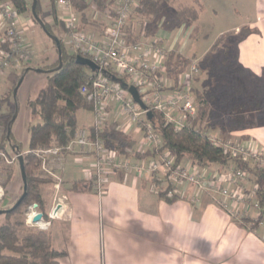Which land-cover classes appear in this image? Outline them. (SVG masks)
I'll use <instances>...</instances> for the list:
<instances>
[{
	"label": "crops",
	"instance_id": "crops-1",
	"mask_svg": "<svg viewBox=\"0 0 264 264\" xmlns=\"http://www.w3.org/2000/svg\"><path fill=\"white\" fill-rule=\"evenodd\" d=\"M197 2L200 4L199 0H193L182 5ZM246 3L243 6L246 5L248 20L223 28L215 38L204 31L202 9L195 29L200 28L203 37L213 44L223 34L238 33L244 26L258 29V33L246 36L239 44V64L253 75L261 76L264 74V0ZM42 5L44 12L51 14L49 1L45 0ZM56 11L57 17L63 19L65 10L57 4ZM25 14H22V21L27 34L32 22ZM179 28L183 29V26ZM4 30L5 25L0 22V35ZM171 43L174 46L176 40ZM210 49L208 47L206 52ZM56 59L57 54H53L52 63ZM14 72L15 68L7 69L0 79ZM33 73L35 71H30L25 77ZM118 108L111 102L105 127L125 132L134 143L131 148L136 152L154 151L155 156L143 161L157 158L158 152L144 144L141 127L126 124ZM81 110L76 113L78 129H89L93 126L94 114L92 110L80 113ZM18 117L19 108L12 131L15 139L27 150L29 131L23 144L24 126L17 123ZM234 133L243 136L241 141L254 140L264 148V116L258 122H248ZM130 157L133 161H140ZM52 158L56 162L51 165V173L60 178V187L57 190L58 179L42 186L46 213L58 197L67 196L65 216L53 220L50 231L52 246L67 252L59 264H264V233L235 222L218 206L217 195L201 192L192 185H182L177 188L175 200L169 202L159 195L165 187L160 175L143 177L121 170L109 173L105 192L99 195L91 180L92 154L77 148ZM205 169L214 173L221 168ZM254 214L252 210L250 216Z\"/></svg>",
	"mask_w": 264,
	"mask_h": 264
},
{
	"label": "built area",
	"instance_id": "built-area-1",
	"mask_svg": "<svg viewBox=\"0 0 264 264\" xmlns=\"http://www.w3.org/2000/svg\"><path fill=\"white\" fill-rule=\"evenodd\" d=\"M141 2L142 0H115L112 7L114 14L108 12L109 25L103 36L98 38L83 28L81 18L74 13L71 0H57V4L65 10L62 21L67 29L71 52L86 56L99 67L80 89L92 105L96 135L93 136L90 129L83 127L77 129L73 139L65 147L40 149L36 154L42 158L45 167L49 156L58 157L63 152H72L77 148L92 154L94 163L91 180L94 191L99 195L104 194L111 171L121 170L143 177L160 175L161 182L165 184L162 192H166L167 197H173L179 186L192 185L201 192L217 195L218 206L234 221L252 217L259 225H264V218H260L258 184L249 180L247 170L232 164L211 173L192 161L177 163L170 151L159 152L162 140L155 124L147 119L148 111L161 113L166 123L172 124L175 130L190 126L199 116L193 82L201 69L198 62H191L181 76V86L174 88L173 80L167 76L166 66L169 53L174 51L173 44L164 42L165 39L159 35L147 41H129L127 28L131 26L130 21ZM0 21L5 25V30L0 35L1 76L7 69H20L22 64L32 61L34 52L23 30L25 24L22 14L11 2L0 4ZM3 44L7 45L2 47ZM109 74L120 79L127 77L125 82L138 89L147 109L144 110L136 103L128 88L113 81ZM111 102L119 106L126 124L141 127L144 144L158 152L157 158L133 161L130 155L121 154L99 135L109 119L108 107ZM207 135L212 143L222 147L226 153L244 162L255 163L264 170V148L254 140L224 142L216 132ZM56 178L59 181L56 184L58 190L60 178ZM65 200L66 195L55 200L47 213L48 220L44 216L41 221L34 222L38 211L34 208L28 223L48 229L53 220L65 216ZM252 210L255 214L250 216Z\"/></svg>",
	"mask_w": 264,
	"mask_h": 264
},
{
	"label": "trees",
	"instance_id": "trees-1",
	"mask_svg": "<svg viewBox=\"0 0 264 264\" xmlns=\"http://www.w3.org/2000/svg\"><path fill=\"white\" fill-rule=\"evenodd\" d=\"M176 1L177 0H142L136 12L146 18L150 17L155 19L161 15L164 3H175ZM4 2H11L21 14L29 11L33 21L39 24L31 10L33 0L31 5L29 0H0V3ZM49 3L53 9L52 15L54 20L56 22L60 21L64 25V22L58 20L56 16L57 0H49ZM114 3L115 0H71L72 7L76 12L81 13L82 17H84L85 11L91 5H94L100 12H111V14H114L112 10ZM43 11L41 0H37L36 14L41 19ZM172 16L173 17L170 18V23L175 26H192L200 19L201 8L198 2L196 5H180L174 10ZM44 24L45 31L54 35L49 23L44 21ZM127 32L129 41L133 42L139 39V37L135 36L133 33L131 26L127 28ZM254 33H258V29L244 26L240 29L239 33L230 35L223 34L215 41L211 47V51L213 52L219 47L224 37L228 39L233 38L235 62L238 67L235 69L233 65L228 62L227 54L230 52L228 50L230 46L224 45L223 52L213 57L216 66L215 71L217 74L221 75H226V71H233L231 72L233 76H241L242 74L250 76L253 80V85L250 86V90H247V87H241L236 84L231 78L232 75H228L233 84L228 86L224 93L226 95L234 93L237 96H244L243 102L251 105L252 110L260 111L264 115V74L255 76L239 64V44L246 36ZM59 40L61 44L62 66L59 67V49L53 40L57 52L55 67L45 69L47 70L44 72V74L47 75L46 85L38 91L36 96L29 98L27 101L33 121L29 126L30 136L27 150L15 139L12 126L10 127L15 113L9 116L5 128L2 149H6L9 146L14 153L18 154V158L20 154L22 155L28 189L26 196L16 208L1 214L6 216L7 221L0 225V264H59L60 259L67 255L65 250H58L52 246V237L50 233L33 231L26 228V214L30 205L37 204L39 211L44 213V216H47L45 210L46 202L43 198L41 187H39V184L37 185V181H40V177L33 173L34 168H38V165H40V160L37 158L38 155L36 151L40 149H49L55 146L65 147L73 139L78 129L77 111L81 109L92 110L91 103L80 89L94 71L87 66L77 63L76 57L80 54L71 52L68 50L63 40L60 38ZM6 45L7 44H3L2 47ZM191 62L189 58L184 57L180 53H176L175 51L169 53L166 60L167 76L173 80L174 88H179L181 86V76ZM26 69V74L34 70V68L26 66L23 72H25ZM122 80L127 81V77H123ZM193 90L195 89L193 88ZM196 93L198 95L199 116L198 119L193 121L188 127L175 130L172 124L166 123L161 113L153 111V118L150 120L155 124L156 130L162 140L159 152L165 150L170 151L174 154L177 163L187 157V159L192 161L195 165L202 168L216 166L225 169L233 164L247 170L255 183L258 184L257 197L261 208L260 218H264V170L258 168L255 163L244 162L240 158L226 153L222 147L212 143L206 133L196 127L198 121L203 122L207 117L215 116L216 119L221 122L226 112L223 107L224 104L214 107L213 101H215V96L213 94H201L198 91H196ZM245 94H247V96H245ZM226 103L227 102H225V104ZM147 119L149 118L147 117ZM89 129L92 135L95 136L96 132L93 126ZM99 135L106 143L117 149L121 154L125 156L130 155L129 150L131 149L132 140L122 130L104 127ZM151 156H155L154 151H147L143 154L139 152L135 153V157L138 159H147ZM159 195L169 202L175 200V195L173 197H167L166 192L161 191ZM244 220L242 221L244 222ZM236 222L242 226H246L242 222ZM251 229L254 230L253 228Z\"/></svg>",
	"mask_w": 264,
	"mask_h": 264
},
{
	"label": "rangeland",
	"instance_id": "rangeland-1",
	"mask_svg": "<svg viewBox=\"0 0 264 264\" xmlns=\"http://www.w3.org/2000/svg\"><path fill=\"white\" fill-rule=\"evenodd\" d=\"M44 1L45 0H41V3ZM192 1L193 0H177L175 3H164L161 15L155 19L150 17L146 18L143 15L137 14L136 12L130 21L131 28L135 36H138L142 41L150 40L157 35L163 37L165 39L164 42L166 43L176 40V43L174 45V51L176 53H180L184 57L189 58L192 62L194 61L198 62L199 65L201 64V72L193 82V86L195 89L194 96L197 99L198 95L196 91L201 94L211 93L215 96V101H213L214 107L216 105L224 104L223 107L225 108L226 112L224 113L221 122L217 120L215 116L207 117V119H205V121L203 122L198 121L196 127L201 129L206 134H213L214 132L218 133V136L224 142L241 141L243 136L238 134L236 135L234 132H238L248 122H258V119H260L264 115L260 111L252 110L251 105L243 102L244 96H237L234 93H232L231 95H226L224 91L226 88H228V86L233 84L231 83V79L228 75H232V80L241 87H247V90H250V86L253 85V80L250 78V76L245 74H242L241 76H233V73H231L233 71H226V75L217 74L215 71L216 66L214 64L215 62L213 61V57L223 52L224 45L230 46L228 48L230 52L229 54H227L228 62L232 64L235 69L238 67L235 62L233 38L228 39L227 37H224L221 40L219 47H217L215 51L212 52L210 49L206 52L208 47H212L213 43H210L207 37H203V33H201L199 30L200 28L198 30L195 29L196 24L192 26L185 25L183 26V29H180L179 27L182 26H175L174 24L170 23V18L173 17L172 15L174 10L182 4H189ZM246 1L247 3L249 2V0H199L200 8L204 13H202L204 31H206L209 36H214L215 38V36L223 28L237 22L239 23L247 21L248 19L246 16L248 15V12L245 10L246 5L243 6ZM29 3L31 5L32 0H29ZM49 8L51 14L43 11V21L49 23L54 35L62 39L66 45H69V37L67 35V29L65 25H63L60 21L56 22L54 20V17L52 15L53 9L51 6ZM216 11L217 13H215ZM74 13L81 18L83 28L98 38L105 33V29L110 22L108 12L106 13L98 11L94 5H91L85 11L84 17H82L81 13L76 12L75 10ZM25 16L32 22V27L27 30L26 36L28 35L27 37H29L28 40L34 52V60L22 64V67L20 69L15 68V72L12 73V75L9 76L8 73L6 74L5 78L0 79L1 210L12 207L23 194V181L18 154L14 153L9 146L6 149H2L7 121L9 119V116L16 112L18 105L19 117L17 119V123H22V126H24L21 135L22 143L24 144L25 137L27 136L29 131V126L33 122L30 110L29 108H27V101L29 98L36 96L38 91L46 85L47 75L44 73L35 72L31 76L25 77L22 85L18 90L17 104L14 100V90L22 74L24 73L23 69L26 66H29L31 64L30 66L32 68H54L55 61L52 64V55L57 54L53 39L46 33L41 25L33 21L29 11L26 12ZM58 20L60 19L58 18ZM178 32H181V34H178ZM233 33L235 32H228L225 33V35H230ZM68 50H70V48H68ZM205 53L206 55H204ZM245 96H247V94H245ZM225 102L227 103L225 104ZM82 112L88 113V111L85 109L81 110L80 113ZM131 146H134L133 142L131 143ZM135 153V148H133V150L132 148L131 150H129V154L131 156L135 157ZM52 157L53 156H49L45 167L43 165L42 158L37 156V158L40 160V165H38V168H34L33 173L40 177V181H37V185L39 184L41 190L44 184L52 183L54 179L55 181L57 180L56 177L49 173L51 172V165L56 162ZM187 160L189 159L185 157L182 161ZM249 180L251 182H255L251 176ZM33 210L34 205L32 204L28 207L27 210L28 212L26 214V228L33 231H44L50 233L52 226L48 229H41L37 225H34L30 222L28 223L29 215L33 212ZM35 210L39 211V208H36ZM244 219V222L240 220L238 221L244 223L246 226H249L260 233H264V225H259V223L256 222L252 217H246ZM45 220H48V216H45ZM6 221V216L0 215V225L5 223ZM236 221L237 220H235V222Z\"/></svg>",
	"mask_w": 264,
	"mask_h": 264
},
{
	"label": "water",
	"instance_id": "water-1",
	"mask_svg": "<svg viewBox=\"0 0 264 264\" xmlns=\"http://www.w3.org/2000/svg\"><path fill=\"white\" fill-rule=\"evenodd\" d=\"M36 5H37V0H33V4H32L31 10H32L34 16L36 17L37 21L39 22V24L45 30L44 21L40 17H38L37 14H36ZM46 33L55 41V43H56V45H57V47L59 49V58H60L59 67H61L62 66V60H61V44H60V40H59V38L57 36H54V35L50 34L47 31H46ZM76 62L79 63V64H81V65H84V66L89 67L92 71H96V70L99 69L98 65H96L91 59L86 58V57H83L81 55H78L76 57ZM33 71H35L37 73H44L47 70L41 69V68H34ZM26 73H27V69L22 74V76H21V78H20V80H19V82H18V84H17V86H16V88L14 90V100H15L16 104H17V94H18V90H19V87L21 86V84H22V82H23V80L25 78ZM109 76L111 77V79L113 81L119 82V83H121L123 85V87L128 88V90H129V92H130L133 100L136 103H138L144 110L147 109V106L142 101L141 96L139 94V91H138V89L135 86H133V85H130L129 86L125 81H123L120 78H117L114 75L109 74ZM17 114H18V105H17V109H16V112H15V115L13 117V120L10 123V127L12 126L13 121L16 119ZM147 116H148L149 119H152L153 118V113L151 111H148ZM18 159H19L20 169H21V172H22L23 194L21 195V197L19 198V200L15 203V205L11 209H4V210H1L0 209V215L3 214V213H5V212H9V211L13 210L14 208H16L22 202V200L24 199V197L27 194L28 184H27L26 173H25V168H24V163H23V157H22L21 154L19 155V158ZM37 207H38V205L37 204H34V208L36 209ZM43 218H44V213H42L40 211H37V215L34 217V222H39Z\"/></svg>",
	"mask_w": 264,
	"mask_h": 264
},
{
	"label": "bare ground",
	"instance_id": "bare-ground-1",
	"mask_svg": "<svg viewBox=\"0 0 264 264\" xmlns=\"http://www.w3.org/2000/svg\"><path fill=\"white\" fill-rule=\"evenodd\" d=\"M1 195V194H0Z\"/></svg>",
	"mask_w": 264,
	"mask_h": 264
}]
</instances>
